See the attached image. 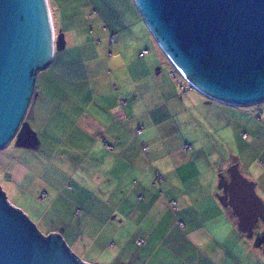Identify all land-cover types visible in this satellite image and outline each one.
I'll return each instance as SVG.
<instances>
[{
  "label": "crops",
  "instance_id": "obj_1",
  "mask_svg": "<svg viewBox=\"0 0 264 264\" xmlns=\"http://www.w3.org/2000/svg\"><path fill=\"white\" fill-rule=\"evenodd\" d=\"M127 1L145 34H127L125 43L126 34H112L117 42L112 58L118 64L113 87L125 103L109 86L118 102L114 112L106 120V115L83 114L74 122V151H84L80 168L95 170L97 203L85 214V209L76 210L84 232H91L75 237V246L60 236L87 264H264L256 234L242 232L231 206L222 200L218 182L223 173L211 160L220 157L213 149L217 143L238 140L222 162L236 165L264 203V101L235 106L195 89L180 90L182 78L134 0ZM127 53L131 62L121 63V54ZM54 64L55 56L38 70L31 102L59 69ZM122 71H128V79Z\"/></svg>",
  "mask_w": 264,
  "mask_h": 264
},
{
  "label": "water",
  "instance_id": "obj_2",
  "mask_svg": "<svg viewBox=\"0 0 264 264\" xmlns=\"http://www.w3.org/2000/svg\"><path fill=\"white\" fill-rule=\"evenodd\" d=\"M156 43L196 91L216 101L247 106L264 101V0H134ZM55 38L48 0H0V149L14 137L31 147L35 133L23 120L36 74L52 61ZM220 186L248 236L264 203L236 165ZM264 244V232L256 240ZM0 264H87L59 234L42 235L11 205L0 187Z\"/></svg>",
  "mask_w": 264,
  "mask_h": 264
},
{
  "label": "rangeland",
  "instance_id": "obj_3",
  "mask_svg": "<svg viewBox=\"0 0 264 264\" xmlns=\"http://www.w3.org/2000/svg\"><path fill=\"white\" fill-rule=\"evenodd\" d=\"M49 4L55 38L61 34L64 40V46L57 48L52 58L55 56L54 65L59 69L53 66L54 77L40 97L31 102L30 106L36 108L32 116L23 120L35 133V144L25 147L14 137L0 149V186L7 201L19 208L42 235H63L74 245L75 237L91 232H84L85 225L76 216L97 203L92 181L95 170L90 165L80 168L84 151H74V122L83 114L106 115V120L121 99L120 103H125L126 98L113 87V69L118 64L112 58L117 47L112 34H126L121 40L125 43L127 34H145V29L137 26V15L127 0H49ZM131 57L129 53L121 54V63L131 62ZM166 60L163 58V62ZM121 74L128 79V71ZM109 86L117 97L120 95L118 102L112 98ZM228 141L227 146L217 143L213 149L220 157L211 158L223 175L229 165L222 162L221 156L226 157L239 143L231 137ZM260 231L264 232L262 219L253 233L257 236ZM260 246L264 249V244Z\"/></svg>",
  "mask_w": 264,
  "mask_h": 264
},
{
  "label": "built area",
  "instance_id": "obj_4",
  "mask_svg": "<svg viewBox=\"0 0 264 264\" xmlns=\"http://www.w3.org/2000/svg\"><path fill=\"white\" fill-rule=\"evenodd\" d=\"M111 40H112V37H111ZM174 71L182 78L181 74H179V72L177 70L174 69ZM182 80H184V79L182 78ZM184 81H185V83L180 84V88L181 89H186V88L194 89V87L189 82H187L186 80H184ZM189 147H190L189 144H186L184 146V148H186V149L189 148Z\"/></svg>",
  "mask_w": 264,
  "mask_h": 264
},
{
  "label": "flooded vegetation",
  "instance_id": "obj_5",
  "mask_svg": "<svg viewBox=\"0 0 264 264\" xmlns=\"http://www.w3.org/2000/svg\"><path fill=\"white\" fill-rule=\"evenodd\" d=\"M229 172H227V174H225V175H223L222 177L224 178V179H226V180H229ZM228 193V191H227V189H223V194H227ZM260 237V234L259 235H257V238H259Z\"/></svg>",
  "mask_w": 264,
  "mask_h": 264
},
{
  "label": "trees",
  "instance_id": "obj_6",
  "mask_svg": "<svg viewBox=\"0 0 264 264\" xmlns=\"http://www.w3.org/2000/svg\"><path fill=\"white\" fill-rule=\"evenodd\" d=\"M57 50V49H56ZM56 50H55V52H56ZM234 218H236V216L235 215H233V214H231ZM257 224H258V222H257ZM257 224H256V226H257ZM255 226V227H256ZM261 232H258V234L257 235H259ZM257 240V239H256Z\"/></svg>",
  "mask_w": 264,
  "mask_h": 264
},
{
  "label": "bare ground",
  "instance_id": "obj_7",
  "mask_svg": "<svg viewBox=\"0 0 264 264\" xmlns=\"http://www.w3.org/2000/svg\"><path fill=\"white\" fill-rule=\"evenodd\" d=\"M50 10V9H49ZM50 16H51V22H52V15H51V11H50ZM52 27H53V23H52ZM54 28V27H53Z\"/></svg>",
  "mask_w": 264,
  "mask_h": 264
}]
</instances>
